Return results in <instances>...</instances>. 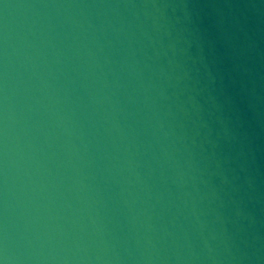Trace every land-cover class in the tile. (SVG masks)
Here are the masks:
<instances>
[{"label": "clouds", "instance_id": "obj_1", "mask_svg": "<svg viewBox=\"0 0 264 264\" xmlns=\"http://www.w3.org/2000/svg\"><path fill=\"white\" fill-rule=\"evenodd\" d=\"M0 264H264V0H0Z\"/></svg>", "mask_w": 264, "mask_h": 264}]
</instances>
